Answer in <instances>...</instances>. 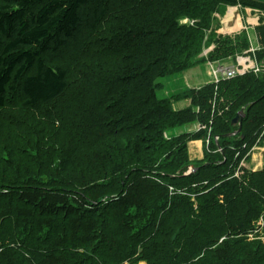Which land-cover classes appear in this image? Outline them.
Here are the masks:
<instances>
[{
	"label": "trees",
	"instance_id": "1",
	"mask_svg": "<svg viewBox=\"0 0 264 264\" xmlns=\"http://www.w3.org/2000/svg\"><path fill=\"white\" fill-rule=\"evenodd\" d=\"M237 4L264 11L242 0H0V264H44L52 250L62 259L48 264H264V163L231 178L264 145V25L258 69L156 94L159 79L206 61L195 59L203 49L221 62L244 49V32L214 25ZM74 83L88 92L59 107ZM84 93L95 111L73 116ZM181 99L189 107L173 108ZM17 100L16 133L34 128L29 156L6 133ZM193 122L205 128L166 134ZM207 138L195 164L188 143Z\"/></svg>",
	"mask_w": 264,
	"mask_h": 264
},
{
	"label": "rangeland",
	"instance_id": "2",
	"mask_svg": "<svg viewBox=\"0 0 264 264\" xmlns=\"http://www.w3.org/2000/svg\"><path fill=\"white\" fill-rule=\"evenodd\" d=\"M231 7H233V6H231ZM263 12L264 11H262L260 13H263ZM218 14L221 15V13H218ZM213 16L215 17V21H216L217 13L213 14ZM257 23H258V25H260V24L264 25V15L257 16ZM224 36H229V34H225ZM234 36H236V35H234ZM234 36L231 35L229 37H234ZM245 36H246V39H247L246 42L248 44L244 47V49L239 50V51L235 52L234 54H230L222 62L221 61H216L217 59L208 60L207 56H208L209 52L213 48L212 49H210V48L203 49V51L201 52V55H199V56H202V58H204L206 60L204 62L208 63L209 65L205 64L202 60H200L199 62H197L196 64H193L188 69H185L183 71H180V72L174 73V74H172L170 76H167V77L159 79L160 81L158 80V85L160 86V88L157 89V93H156L157 96L159 98H163V97H169L171 95H176V92L178 91L177 89L180 86H182L184 88L181 91H179L180 93L182 91L186 90L187 85H185V83L189 81V79H190L189 74L191 72L194 73V79H193V81H191L192 83L193 82L194 83L198 82L200 84H204L206 82H212V81H216L218 79L231 78V77H228V76L220 77L219 73L217 75L218 77L216 78V75L214 74V70L219 65H223V66H225V68H232L233 71H237V72H235V75L232 76V77H236L237 75H241V74L243 75L244 73L248 72L249 70L258 69L260 67V63H259V61L256 60L255 57H253V56H255L254 52L257 51L258 47L256 49H251L252 46L250 45V42L248 40V36H247L246 33H245ZM240 38H243V37L240 36ZM195 59H201V57H198V58H195ZM195 59L193 57V59L191 60L192 63H193V61ZM238 59L240 60V63H237ZM223 62H225V64H223ZM207 72L210 73V74L208 75ZM81 74L85 75L84 73H81ZM79 86H80L79 83H74V85H72V89H70V90H68L66 92V96H65L64 100L63 99L59 100V102H58L59 107L60 106L64 107L76 95H80V90L81 89L83 91H85V92H88L86 89H83V88H81ZM92 86L93 85L90 84V87H92ZM90 87H87V88H90ZM85 94L86 93L83 94L84 95L83 98L86 100V102L84 103L83 101H80L79 103H77L80 107L73 113V116L80 115L81 111L83 109L85 110V115H86V112L88 113L91 110L95 111L96 103L93 100L95 98V94L88 93L87 97H85ZM75 100H78V97L77 98L75 97ZM188 100L189 99H181L180 101H178L179 103H177V104L184 105L185 102H186V104H188V102H187ZM18 102H19V100H17L16 103L9 104L7 112L4 113V117L7 120V123L12 126V127H9L8 130H6V133H8L10 130H13L14 134L17 135V138H15L14 136L11 138V136H10L9 143L13 145V147L15 148L16 152L20 153L21 149H25V153L23 154V156H29V154H31L32 151L34 150L35 143L32 142V140L28 137V135L32 134L34 136V134H33L34 128H32V129L29 128L30 127L29 124L27 122L23 121L22 122L23 124L20 123L19 126L22 125V127L25 129V133H19V132L16 133V130L14 129L15 122H16V120L20 121L16 117L17 113L19 112L18 111V106H17ZM55 107H57V105ZM173 108L178 109V106L176 107V102L173 103ZM47 127L48 126H45V130H48ZM200 128H205V126L203 124L197 123V122L187 123L186 125H183V126L174 127L172 130H169L168 132H166V134L167 135H173V134L177 135V134H180V133L197 131ZM28 132H30V133L28 134ZM2 137L5 138V134ZM23 137L28 141L29 144H27L24 141ZM214 139H215V141L218 142V137L215 136ZM16 140H17V143L15 142ZM20 140H21V144H19ZM200 143H203L202 144V145H204L203 149L202 150H196L195 149L196 148L195 145H200ZM207 145H208V138L205 139V141L202 140V139L189 141V143H188V158H189V160L194 162L195 164L200 162L203 159L204 151H205L204 148ZM261 147H262L261 145H257L249 152L250 153L249 159L248 160H242V162L240 163V166H238V169L235 170V174L233 173L234 171L232 172L231 178L239 179V182L241 183L242 178H238L240 176V174H241L240 173L241 172L240 168H242L244 170L246 169L249 172L261 169L263 164H262V166L260 168L256 169V164H254V162H252L253 159L251 160V158H253V156H252L253 152L261 151V149H258V148H261ZM263 155H264V153H263ZM263 160H264V157H263ZM14 163H16L18 165V169H19L20 165H21V159L15 160ZM193 165H190L191 167L188 169V172L193 170V168H194ZM13 168H14V166H13ZM10 173L15 174L16 171L14 172V170H11ZM250 185H251V183L247 184V182H244V183L240 184L241 189H243V190L246 187H250ZM21 195L23 196L25 194L21 193ZM21 198H19L17 200L19 202H25ZM52 203H57V202H52ZM44 207H48V206H46L44 204ZM50 210H52V208H49V211ZM24 212L26 213L27 211H24ZM50 219H52V217H48L47 218V220H50ZM56 221H58V220H56ZM57 223H59V222H57ZM37 227L39 229L41 227V224L38 221H37ZM36 234H38L37 231H36ZM45 243L46 244L43 245L40 242L35 241V243L33 245H38V247H40L41 249H43L45 247H49V250L51 251L52 250V248H51L52 245L49 242H46V241H45ZM56 252H61V251L57 250ZM43 253L45 254L44 255L45 259H43L42 261H46L44 264H48L49 261H51L52 263H53V261H61V260H58V259H62L61 256L58 253L53 252V250L50 253H46V252H43ZM58 257H60V258H58ZM55 258H58V259H55ZM137 264H148V263L146 261H144V260H140V261L137 262Z\"/></svg>",
	"mask_w": 264,
	"mask_h": 264
},
{
	"label": "crops",
	"instance_id": "3",
	"mask_svg": "<svg viewBox=\"0 0 264 264\" xmlns=\"http://www.w3.org/2000/svg\"><path fill=\"white\" fill-rule=\"evenodd\" d=\"M242 1L248 4L255 5V6L264 7V0H242ZM260 12H262V10H260L259 8H252L249 6H242L239 4L233 7L226 6V7H223L221 11V15L217 13V17H216L217 19L214 25L218 27V32L221 35L229 34V36L231 35L234 36V35L240 34L241 32L246 33L248 36L250 45L252 46L251 49H256L259 46L258 40H257V34L255 30V27L258 25L257 16L264 15V12L263 13H260ZM208 48L212 49L213 45H211ZM199 57H202V56H199ZM237 61H238L237 63H240L239 59ZM205 64H208V63H205ZM223 64H225V62H223ZM207 74L209 75L210 73L207 72ZM189 76H190L189 81L185 83V85H187L186 89L193 88V87H199L200 85H202L198 82H195V83L191 82L194 79V73L191 72ZM181 87L182 86L178 87L177 89L178 91L176 90L177 91L176 94L180 93L179 91L184 89L183 87L182 88ZM178 101L176 102V107L178 106V109H183L190 105V100L187 101L188 104H186L185 102L184 105L177 104L179 103ZM202 144L203 143H200V145H195L196 146L195 149L202 150L204 147V145ZM258 149H261V151L253 152L252 154L253 158H251V160L253 159L252 162L256 164V169L260 168L263 164L264 145Z\"/></svg>",
	"mask_w": 264,
	"mask_h": 264
},
{
	"label": "built area",
	"instance_id": "4",
	"mask_svg": "<svg viewBox=\"0 0 264 264\" xmlns=\"http://www.w3.org/2000/svg\"><path fill=\"white\" fill-rule=\"evenodd\" d=\"M235 72L237 71H233L232 68H225V66L223 65H219L214 70V74L216 75V78L218 77L217 76L218 73L220 74V77H224V76L232 77L235 75Z\"/></svg>",
	"mask_w": 264,
	"mask_h": 264
},
{
	"label": "water",
	"instance_id": "5",
	"mask_svg": "<svg viewBox=\"0 0 264 264\" xmlns=\"http://www.w3.org/2000/svg\"><path fill=\"white\" fill-rule=\"evenodd\" d=\"M242 115H243V111H241L233 120H232V124L233 125H238L239 126V130L238 131H235L234 134L240 132L241 130V127H240V121H241V118H242ZM233 133L231 135H234Z\"/></svg>",
	"mask_w": 264,
	"mask_h": 264
},
{
	"label": "flooded vegetation",
	"instance_id": "6",
	"mask_svg": "<svg viewBox=\"0 0 264 264\" xmlns=\"http://www.w3.org/2000/svg\"><path fill=\"white\" fill-rule=\"evenodd\" d=\"M248 63V62H247ZM259 71L261 72V70L259 69Z\"/></svg>",
	"mask_w": 264,
	"mask_h": 264
}]
</instances>
